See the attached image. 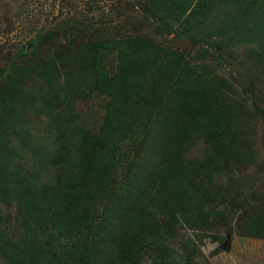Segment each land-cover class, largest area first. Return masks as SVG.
Wrapping results in <instances>:
<instances>
[{
    "label": "trees",
    "instance_id": "16d2710c",
    "mask_svg": "<svg viewBox=\"0 0 264 264\" xmlns=\"http://www.w3.org/2000/svg\"><path fill=\"white\" fill-rule=\"evenodd\" d=\"M116 1L0 47V264H211L207 240L264 239V0Z\"/></svg>",
    "mask_w": 264,
    "mask_h": 264
},
{
    "label": "rangeland",
    "instance_id": "374dc122",
    "mask_svg": "<svg viewBox=\"0 0 264 264\" xmlns=\"http://www.w3.org/2000/svg\"><path fill=\"white\" fill-rule=\"evenodd\" d=\"M78 7L72 8L62 4L60 0H4L7 6H4L1 11L4 13V19H0V47H2L3 58L10 56L11 53H17L35 35L44 29L53 27L56 22L54 18L61 10L63 12L75 13L78 9L91 15L99 13L97 9V0H76ZM116 0H100L99 5H102L105 10L116 14ZM19 4H24L18 8ZM11 13L9 14V12ZM8 14V15H7ZM6 15V16H5ZM6 17H10L12 24L8 26ZM9 28H8V27ZM9 29V30H7ZM261 172L262 167L259 166ZM260 185L263 186L264 182ZM231 233L230 244H226V239L219 244L220 252L211 256V253L218 247L216 243L209 240L202 246L203 252L209 258L211 264H264V239L243 237L236 234L235 231L229 230ZM227 232V233H228ZM186 232L183 231L182 235ZM191 235L190 231H187ZM177 243V242H176Z\"/></svg>",
    "mask_w": 264,
    "mask_h": 264
},
{
    "label": "water",
    "instance_id": "95a60500",
    "mask_svg": "<svg viewBox=\"0 0 264 264\" xmlns=\"http://www.w3.org/2000/svg\"><path fill=\"white\" fill-rule=\"evenodd\" d=\"M33 47V45H29L28 47H27V49L29 50V49H31ZM230 239H231V233L229 232L228 234H227V239H226V243L224 244L225 246H226V244H230Z\"/></svg>",
    "mask_w": 264,
    "mask_h": 264
}]
</instances>
